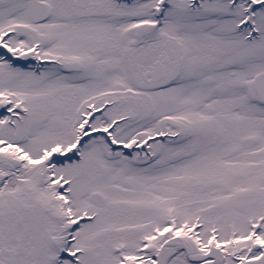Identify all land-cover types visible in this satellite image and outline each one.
Instances as JSON below:
<instances>
[{
  "label": "snow or ice",
  "instance_id": "1",
  "mask_svg": "<svg viewBox=\"0 0 264 264\" xmlns=\"http://www.w3.org/2000/svg\"><path fill=\"white\" fill-rule=\"evenodd\" d=\"M0 264H264V0H0Z\"/></svg>",
  "mask_w": 264,
  "mask_h": 264
}]
</instances>
